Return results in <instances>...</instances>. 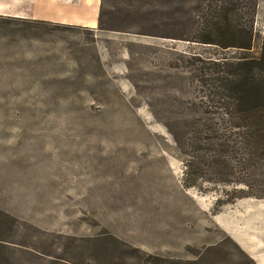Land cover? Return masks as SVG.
Here are the masks:
<instances>
[{
	"label": "rangeland",
	"instance_id": "1",
	"mask_svg": "<svg viewBox=\"0 0 264 264\" xmlns=\"http://www.w3.org/2000/svg\"><path fill=\"white\" fill-rule=\"evenodd\" d=\"M237 3L262 29L264 0ZM218 5L96 0L93 27L0 16V264H249L220 228H264L262 164L226 117L218 135L191 123L193 151L166 128L213 119L205 62L237 53L200 43Z\"/></svg>",
	"mask_w": 264,
	"mask_h": 264
},
{
	"label": "trees",
	"instance_id": "2",
	"mask_svg": "<svg viewBox=\"0 0 264 264\" xmlns=\"http://www.w3.org/2000/svg\"><path fill=\"white\" fill-rule=\"evenodd\" d=\"M237 1L226 0V5L209 7L204 17L208 36L200 43L237 52L234 56L205 62L210 63L214 71L209 91L210 93L215 91L217 101L211 102L213 109L204 113L212 115L213 119L201 118L195 121L190 119L182 123L178 121L175 124L179 129L177 132L169 126L166 128L174 141L179 143L177 134L181 132V126L188 127L193 137L192 147L189 146L193 151L194 144H201V138L199 132L195 134L191 130V123L195 131L196 123L199 130L218 135L219 128L214 122L213 115L226 117L228 123L225 132L228 137L240 136L249 158L258 160L264 168V26L255 31V7L246 8L245 5L238 7L235 4ZM254 46L258 50L257 58L248 55ZM197 61L202 63V60ZM197 78L201 80V75L199 74ZM199 108L201 107H198V111ZM218 111L221 112L217 114ZM212 137L218 139L217 136ZM201 156L206 157L205 154ZM192 159L193 156L189 154L187 166H191ZM222 162L225 164V161Z\"/></svg>",
	"mask_w": 264,
	"mask_h": 264
},
{
	"label": "crops",
	"instance_id": "3",
	"mask_svg": "<svg viewBox=\"0 0 264 264\" xmlns=\"http://www.w3.org/2000/svg\"><path fill=\"white\" fill-rule=\"evenodd\" d=\"M91 2L95 7L96 0H78L76 11H73L72 5H64L59 0H0V16L35 23L66 22L82 25V21H85L93 27L97 12L92 13L93 9L88 6ZM220 230L249 264H264V228L256 232H245L243 228L227 226ZM238 230L241 233H237Z\"/></svg>",
	"mask_w": 264,
	"mask_h": 264
}]
</instances>
